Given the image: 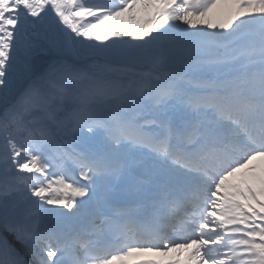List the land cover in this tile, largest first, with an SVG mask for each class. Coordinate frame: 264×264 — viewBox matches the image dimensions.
<instances>
[{
  "label": "snow or ice",
  "instance_id": "obj_1",
  "mask_svg": "<svg viewBox=\"0 0 264 264\" xmlns=\"http://www.w3.org/2000/svg\"><path fill=\"white\" fill-rule=\"evenodd\" d=\"M0 264H264V0H0Z\"/></svg>",
  "mask_w": 264,
  "mask_h": 264
}]
</instances>
